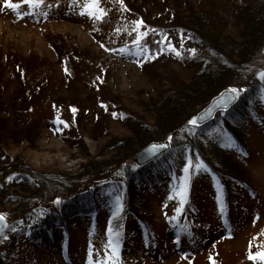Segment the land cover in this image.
Wrapping results in <instances>:
<instances>
[{
	"label": "rangeland",
	"instance_id": "rangeland-1",
	"mask_svg": "<svg viewBox=\"0 0 264 264\" xmlns=\"http://www.w3.org/2000/svg\"><path fill=\"white\" fill-rule=\"evenodd\" d=\"M12 4L15 7L0 0V131L16 138H10L9 148L0 147V158L3 159V155L14 157V165L21 164L26 172L39 170L48 171L52 176L56 174L55 179L62 180L59 189L66 194L61 191L59 196L55 195L58 193L50 195L45 188L35 189L27 194L33 196L37 191L31 197L36 202L32 212L15 213V216L11 210L16 205L0 206V210L8 208L11 222L10 229L0 237L2 264H70L60 248L54 250L51 246L58 235L62 240L60 229L61 233L49 232L37 244L28 239L27 227L32 224L25 226L23 222L46 216V212L39 210L40 203L52 201L54 206L57 198L71 201L74 196L88 189L95 190L98 185L108 182L117 185L118 175L123 176L122 169H127L126 161L96 175L84 172L86 169L83 171L82 167L90 157L102 162L107 160L108 151H103L107 150L105 140L110 134L121 137L126 133L122 120L114 117L119 109L113 106L111 99L115 96L123 107L134 108L135 112L150 105L156 111L154 105L165 91L168 96L169 91L182 90L180 83L189 81L180 80L178 74L172 73L175 69L182 71L179 63L199 59L208 66L212 64L218 74L224 70L214 49L234 48V40L242 39L243 33L256 42V47L239 59V66L248 71L241 79L244 84L233 86L240 93L242 88H247L245 94L252 92L249 118L241 124L236 119L246 131L245 148L237 147L227 132L222 122L226 117L218 116L217 124H206L202 131L204 136H199V143L203 149H208L205 152L210 159L217 160L210 147L215 142L223 148L224 161L233 164L238 174L232 175L230 169L226 172L224 167L217 166L223 175L222 186L221 178L206 166L208 162L192 153L186 143H172L164 153L137 163L133 157L142 146L129 160L133 164L131 169L138 168L145 183L151 181L142 192L147 196L145 210L149 207V216L160 231V247H165L166 242L172 245L168 232L180 221L186 234L195 233L189 241L190 251L186 255L169 253L153 262L150 252L141 247L137 248V253H132V258L126 254L123 257L103 235L102 211L94 224L78 215L76 225L69 226L65 238L73 264H83L90 251L95 252L96 264H264L259 257H249L250 251L255 254L264 250V94L257 92L259 84L255 80L258 74L264 73V31L258 28L251 31L246 24L249 13L253 17L256 9L264 8V0H123L122 3L121 0H97L83 13L85 0H41L39 4L12 0ZM182 4L205 11L201 12L204 18L200 21L204 19L208 27H213L210 39L214 44L218 42V46H212L213 49L205 46V42L192 43L177 31L157 26L166 24L165 20L171 16L180 17L184 11L177 9ZM239 7H243L244 12L231 14ZM174 8L177 16L172 13ZM89 11L95 14L90 15ZM178 19L183 21L184 17ZM224 23H232L233 30L228 35L233 38L223 33ZM256 71L258 73L254 74ZM185 73L190 75L188 71ZM219 75L215 76V87L222 83V76H226ZM214 89L200 91L203 94L200 93L195 103ZM222 90L216 91L209 100L219 96ZM258 109L262 117L257 118ZM108 164L102 163V167L96 168L102 169ZM156 169L158 176L151 179ZM97 194L100 209L108 211L109 205L105 208L104 205L107 200L111 202L112 192ZM99 198L105 204H100ZM88 200L89 197L82 198L80 204ZM60 205L53 207V212L58 214ZM73 208L74 205H70L66 210ZM48 216H52L51 213ZM131 226L135 230L138 223L133 221ZM71 228H74V236ZM203 243L205 245L200 246ZM32 246L37 250L30 249Z\"/></svg>",
	"mask_w": 264,
	"mask_h": 264
},
{
	"label": "trees",
	"instance_id": "trees-1",
	"mask_svg": "<svg viewBox=\"0 0 264 264\" xmlns=\"http://www.w3.org/2000/svg\"><path fill=\"white\" fill-rule=\"evenodd\" d=\"M134 1H138V0H134ZM132 9L134 10L133 7ZM177 10L184 11V13L181 15L182 17H184L183 21H180L178 19L181 16L180 17L171 16L173 18L170 17L165 20L166 24H159V25L157 24V26L159 28H163V29L165 28L169 31H177L182 34V37L186 41L192 43L205 42L204 43L205 46L206 45L211 46V48L218 46L216 45L219 44L218 42L214 44V40L210 39V31L213 27H208L204 19L203 21H200L202 17L204 18V14L201 13V12H205L204 10L198 9V7L195 9H189L184 4H182V7L178 8ZM240 12H244L243 7H239L236 10H232L231 14L233 15L236 13L239 14ZM172 13L175 14L176 16L178 14L175 8ZM209 17L210 20H212V15H209ZM249 17H250V13H249ZM249 17H248L249 21L246 24H248V27H251L250 30L255 31L256 28H258L259 29L258 31L263 32L264 8H262V11L256 9V14L253 17L250 18ZM199 22H201V24ZM215 24L219 25V23H217L216 21ZM153 25L156 24L153 23ZM230 26H232V23H228V24L224 23L222 25L223 28L222 30L226 37L233 38L232 35H228V33H230L233 30V28ZM234 41H235L234 48L233 46H231L230 48L228 47L227 48L224 47L221 49L216 48L217 50L213 48L217 52L218 57L221 58L220 67L224 70L222 72H218V74L220 75L226 74V76H222L223 78L220 79L223 80L222 83L216 87H215L216 84L215 76L218 74L216 72L217 70L215 71L213 69L214 67L212 64H209L208 66L199 59H196L191 63H187V61L179 63L177 62L178 61L177 60L174 62L180 64L179 67L182 69V71L175 69L172 72V67H169L170 71L172 73L178 74L180 80L184 79L189 81L188 83L187 82L180 83L182 90L174 89L173 91H169L168 96L166 95V91H165L163 95L160 96V100H157L156 105L153 104L154 107L157 106L156 111H153L150 108L152 107V105H150V106H145L141 109L137 107L138 110L135 112L134 108L128 106L123 107V105L119 100H115L116 99L115 96L113 99H111L112 101L110 100L111 102H113L114 104L113 106L119 109V112L117 110H116L117 112L115 111L114 117L118 120H122L123 125L127 127L126 133L121 137L114 136V134H110L109 138L105 140L104 143L106 144L104 145V147L107 148V150H103V151L104 152L108 151L106 152L109 155L107 160L102 162L99 160H94L92 157H90L85 164H82V167H83V171L86 169V171L84 172L86 173L91 172L92 175L94 174L96 175L97 173L100 174L102 171L109 170L113 165L114 166L117 165L120 161H126L127 169H122L121 171L122 175L123 174L124 175L123 176L118 175L116 179V181L119 182V185L117 184L113 186L116 190V194L118 197L117 202L115 204L113 215L122 216V215L133 214L136 215L137 217H140L141 219L143 215H145V217H147V215L149 216V212H150L149 207H148V211L145 210L147 208L146 205L147 196L145 192L144 193L142 192V190L144 191V187L149 186L151 181L145 183L139 176L140 170L138 168L131 169V167H133L132 166L133 164L129 160H131L130 158L138 149H140L142 146L146 145L147 143H149L154 139L164 140L170 138L174 143V145L186 143L191 146L190 150H192V153H196L204 161L208 162V164L212 168H214L216 173L219 172L217 166H221L226 169V170L223 169L226 172L227 169H230L229 173L232 175L238 174V171L236 170V168H234L233 164H229L228 162L224 161L226 159L225 158L226 156L225 154H223V148L215 142L214 143L212 142L210 147L212 149L214 156L217 157V160L215 162L212 158L210 159V156L207 154V152H205V150L207 151L208 149L206 148L203 149L199 143V141L201 140L199 136L201 137L204 136V134L202 133L204 128L195 129L191 127L188 123L189 117L193 113L198 111L200 108H202L205 104H207L211 96H213L216 91L227 86L239 87L240 85L244 84V81L241 79L242 76L246 74L248 71L244 66L242 67L239 66V64L241 63L239 59L245 57L247 51L253 50L256 47V42L254 40L252 41L251 39H248V35H245L244 33L242 39H235ZM249 46L251 47L250 49H248ZM218 50L221 51L222 53L219 52ZM171 61L173 60L171 59ZM187 71L188 73H190V75H187V73H185ZM261 77L263 79H261L259 76L255 78L256 82H258L259 84L257 92L260 93L261 91V93L264 94V76ZM212 87L215 88L213 92L209 93L203 100L201 101L199 100L197 103H195L197 101V98H199L200 93L203 94V92L200 91L204 90L207 92ZM251 93L252 92L249 91L232 110L222 114L223 115L222 118L226 117V119H222V122L225 123L226 125V129L233 136L234 139L240 142V144L246 142L244 137L246 131L245 129H242L239 126L238 121H240V124L242 122L245 123L246 120L249 118L248 115L250 112H248V110H250L253 107L251 105V99H249ZM194 94H197L196 97ZM139 110L142 112H140ZM256 111H258L257 117H260V113H259L260 110L258 109ZM148 119H150V122H148ZM236 119L238 121H236ZM231 122L234 123V125H231ZM170 124L171 126H168ZM213 124H217V122L215 121L213 122ZM174 129L176 132L174 131L172 132V130ZM197 130L198 131L200 130L199 132L201 133L197 134L196 133ZM10 138H16V137L12 136V134H10L9 132L0 131V147L7 146V148H9ZM103 151H101L102 154H106L103 153ZM1 152L2 150L0 149V153ZM14 160H15L14 157L10 158L8 155L5 156L3 155V159L0 158V206L3 205L4 208L5 207L4 204L6 203L7 204L9 203L8 208H10V205H16L15 208L11 210L13 215L15 216V213L23 214L26 211L30 212L35 207L34 199L31 200V197H33L37 193V191L33 196L27 195V194H31L32 191H34L35 189L39 190L45 188L49 194L51 193L50 195H53V193H58L55 194L57 196L60 195L59 193L61 191L59 189L60 187L59 183H62L61 182L62 180L55 179L56 174L52 176V174L48 171L43 172L39 170H32V171L27 170L26 172L24 170V167L21 166V164H15L16 165L15 166ZM5 161H7L6 164L4 163ZM102 163L103 164L109 163V164L105 165L104 168L102 169L96 168L99 166L102 167V165H100ZM162 172H165L164 174H167L166 171H162ZM167 172L169 171L167 170ZM154 175H155L154 178L151 179H155L158 176L157 169L155 170ZM107 185L112 186V184L110 183L106 184V187ZM99 191L100 190L97 189L95 190L89 189L81 192V194H78V197H75L76 206H74L73 209L66 210L68 206L60 205L62 201H59L58 205H60V210L56 215V218L53 219L52 216H48L49 212H46V216L40 217L39 221L45 223L47 228H50L51 225H53L56 226L57 228H61L62 230H66L67 227L72 226L71 223L73 222V218L75 216L80 215L81 217L84 218V217H89L94 213L98 212L97 210L99 206L97 202V192ZM88 197L89 200L87 202L80 204L82 198H88ZM90 197H93V199L90 200ZM99 203L103 204L104 200L99 198ZM107 205H109L108 200L105 206ZM7 209H3L2 211L5 210L8 211ZM108 215H109V211L101 212V217L103 218L108 217ZM32 221L33 219L30 218L29 220L28 219L25 220L23 224L27 226L31 224ZM28 239L32 243L38 241V237L34 231H31L29 233ZM30 249L33 250L34 249L33 246L30 247ZM2 254H5V252ZM2 258L3 257L1 256L0 264L3 263Z\"/></svg>",
	"mask_w": 264,
	"mask_h": 264
},
{
	"label": "water",
	"instance_id": "water-1",
	"mask_svg": "<svg viewBox=\"0 0 264 264\" xmlns=\"http://www.w3.org/2000/svg\"><path fill=\"white\" fill-rule=\"evenodd\" d=\"M230 90L231 89L223 90V92L219 96L212 99V101L210 100L209 104H207L201 110L197 111L195 114L192 115L190 121H192L193 118L196 117L197 120L193 124L203 125L204 123L212 119L218 110L226 109L230 107L233 103H235L238 100L241 94L240 91L238 90L237 95H235L231 99H228L229 96L232 95ZM225 100H228V102L223 103V101ZM169 147H170L169 140L150 142L136 153V155L134 156V160L137 163H143L149 160L150 158H152L153 156L165 151ZM7 225L8 222L4 217V220L0 222V232L4 230L7 227Z\"/></svg>",
	"mask_w": 264,
	"mask_h": 264
},
{
	"label": "snow or ice",
	"instance_id": "snow-or-ice-1",
	"mask_svg": "<svg viewBox=\"0 0 264 264\" xmlns=\"http://www.w3.org/2000/svg\"><path fill=\"white\" fill-rule=\"evenodd\" d=\"M3 2H4L6 5L11 4L13 7H15V4H12V0H3ZM26 2L29 3V4H39V3H41V0H26ZM96 2H97V0H85V4H84V7L81 9V12L83 13L84 11H88V10H89V6H90V3H91V4H95ZM122 2H123V0H121V3H122ZM100 12L102 13L103 10L101 9ZM89 14H90V15H94L95 13L89 11ZM138 39H139V37H138ZM260 75L264 76V73H260ZM230 91H231V94H232V95L229 96L228 99H231V98H233L235 95L238 94V90H236V89H231ZM227 102H228V100L223 101V103H227ZM196 120H197V118L194 117L193 120L190 121V123H195ZM186 168H187V165H186ZM58 200H59V198H57V201H58ZM4 216H5L4 213H0V222H2V221L4 220ZM108 232H109V242H110V244H111V241H112V239H113L112 234H111V227H109ZM115 248H116V246L113 245V249H114V251H115ZM249 257H250V258L259 257L261 260H264V250H260V251H258V252L255 253V254H253V253L250 251V252H249ZM90 264H96V262H94V261H90Z\"/></svg>",
	"mask_w": 264,
	"mask_h": 264
},
{
	"label": "bare ground",
	"instance_id": "bare-ground-1",
	"mask_svg": "<svg viewBox=\"0 0 264 264\" xmlns=\"http://www.w3.org/2000/svg\"><path fill=\"white\" fill-rule=\"evenodd\" d=\"M259 11H262V8L260 9H258ZM65 28H67L68 30H70V31H73L72 30V28H70L69 26H65ZM80 33H82L81 31H80ZM261 70V69H260ZM256 73H258V71H256V72H254V74H256ZM258 76L261 78V79H263L261 76L262 75H260V74H258ZM93 182H95V181H93ZM64 194H66V191L65 190H61ZM63 193H61V194H63ZM73 194V193H72ZM75 197H78V195L77 196H74V198H73V200H71V201H69L68 199L66 200V199H64V198H61V199H59L58 201H56L57 203L59 202V201H62L63 203V205H67V206H69V205H74V206H76V204H75V200H76V198ZM50 198V197H49ZM52 198V197H51ZM97 204V203H96ZM99 206V205H98ZM99 208H100V206H99ZM98 208V210L97 211H104L103 209H99ZM104 208H105V205H104ZM1 211V210H0ZM74 214V213H73ZM70 215V214H69ZM40 235L43 237V236H45V235H47V232H46V230L45 229H43V228H40Z\"/></svg>",
	"mask_w": 264,
	"mask_h": 264
}]
</instances>
